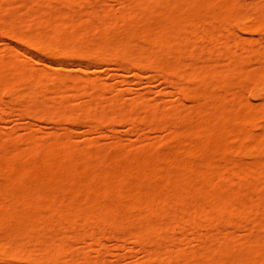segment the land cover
Listing matches in <instances>:
<instances>
[{"label": "bare ground", "instance_id": "6f19581e", "mask_svg": "<svg viewBox=\"0 0 264 264\" xmlns=\"http://www.w3.org/2000/svg\"><path fill=\"white\" fill-rule=\"evenodd\" d=\"M14 1L0 0V10L9 11ZM82 1L31 3L25 19L15 13L4 19L1 10L0 33H10V40L21 44V53L64 64L86 60L93 66L151 69L176 90L178 99H195L200 118L181 112H166L173 116L165 118L156 101L151 104L142 95L127 102L114 85L93 82L87 87L89 78L83 74L35 73L18 58L0 59V97L7 98H0L2 114L10 103L21 102L35 119H65L89 131L95 128L94 120L117 119L135 129L139 118L133 108L141 107L150 125L182 139L178 152L151 157L162 165L145 158L142 163L127 160L103 167L95 161L98 154L76 149L70 133L54 135L58 139L49 142L32 139L35 144L26 151L17 149L16 160L12 150H3L7 161L1 156L0 263L64 264L62 257L70 253V264H94L87 253L111 233L150 245L145 264H187L189 258H194L189 264H264V131L253 135L249 130L255 121H264V100L257 107L243 106L246 90L264 97V49L240 41L235 43L240 53L228 56L225 66L212 59L228 42L218 30L260 34L264 7L248 13L236 1L213 7L215 0H128L114 19L110 10L82 17L64 9ZM52 3L60 7L47 15L44 10ZM197 59L203 60L200 69ZM250 59L258 68H246ZM233 86L238 89L231 90ZM47 91L52 98L45 97ZM67 92L90 99L72 104ZM19 153L34 161L24 162ZM234 154L253 161L238 163L231 158ZM157 177L165 189L152 183ZM229 179L234 187L223 188ZM243 188L247 192L242 193ZM199 225L206 228L201 253L180 249L183 240L174 238L175 229L183 232ZM228 227L250 230L251 237L238 239L239 247ZM71 241L83 245L82 253L73 252Z\"/></svg>", "mask_w": 264, "mask_h": 264}, {"label": "rangeland", "instance_id": "374dc122", "mask_svg": "<svg viewBox=\"0 0 264 264\" xmlns=\"http://www.w3.org/2000/svg\"><path fill=\"white\" fill-rule=\"evenodd\" d=\"M40 1L41 0H16V2L15 1L13 2L14 4L12 8L9 9L7 8L9 11L2 9L1 10L4 12H2L1 10L0 11L4 19H8L9 16H11L10 15L11 13H15L16 15L20 16L22 19H25L27 15L26 13H27L28 5ZM233 1L237 2L238 6L241 7L242 11L244 10L245 12L248 13H251L255 10L264 7V0H215L214 2H212L211 5H213L214 7L224 2H233ZM125 3L127 5L130 4L128 0H84L82 2L75 3L73 5H68L65 8L62 7V9L64 8L66 9V11L68 10L73 14L74 13L81 14L82 17H85L87 13L90 14L93 10L94 11L110 10L112 13L111 19H114L115 17L119 16L120 14L119 12L122 11L121 5L123 6V4ZM56 5L57 4L52 3V5L49 8L44 10V13H46L47 15L54 13L55 9L57 10L58 7H60L59 5L57 6ZM207 6L209 7L210 4ZM7 21L8 20H6V22ZM29 24H31L30 26H32L34 23L33 24L29 23ZM262 31L260 32V34L258 33L254 34L252 32H243L239 29L238 30L232 29L231 31L223 28L219 29L218 32H220L224 38H227L228 42L220 46V51L214 54L212 56V59L215 60V62H218L217 64L219 65V67L225 66L226 65L225 60L228 56L232 55L235 52L240 53V51L237 50L235 47V43L240 41L251 42L256 49L263 50L264 30ZM6 33L7 32H5V34L3 32L0 33V59L2 60L6 61L10 57L18 58L23 62H25L29 66V68L35 73L48 71L54 74L56 73L61 75L83 74L87 78H89V81L86 83V86L89 88L92 87L93 82L100 85H114L115 91H119L123 93L125 95V101L127 102H130L138 95H142L151 104L156 101L160 113L162 111L163 112L165 111V115H164L165 118L167 114L169 115V113L166 114V112H171V113L174 112L173 114H175V112H181L184 115L190 113L193 116V119L197 120L198 118H200L199 114H197V112L195 113L194 111L195 110L194 108L197 106L195 99L193 98L181 99L180 97L178 99L179 95L176 94L175 92L176 90L164 80L165 78L161 74L151 69L144 68L138 71L133 68H130V66H127L126 68H121L120 66L118 67L117 65H113V63L99 64L93 66L87 64L86 60H82L80 63L64 64L61 60L52 61L41 55L33 54L30 52L27 53L19 52L18 49L20 48L22 49V46H20L21 44L16 42L18 44L17 45L16 43L12 42L13 41L12 38H9L11 34L9 33V35L7 36L8 33L7 34ZM6 43L11 44V46L5 47ZM194 62L197 65V67H199L198 69L204 66L202 59H197ZM257 65L259 66V64L255 59H250L246 64V66H248L246 68H248V70L249 68L255 69V67L258 68ZM237 87H235V89H238ZM230 89L231 90L234 89V86L233 88ZM252 92H253L252 89H250L249 91L246 90V92L244 91V99H243L244 107L247 108L257 107L261 104L262 102L261 100H264V97L262 99H259L258 97L256 98L255 93ZM68 96H70L72 104L83 103L90 99V96H73L71 93H68ZM45 97L52 98V93L50 91H47L45 93ZM0 98H2L3 100L7 99L4 96L2 97V95ZM133 111L139 118L136 122L137 126L135 129H130V127L125 122L115 119L110 122L109 121L101 122L99 120H94L93 126L95 128L89 131L86 126H82V125L80 126L78 123L68 122L65 119H56V120L35 119L32 116L27 115L28 113L25 112V105H23L21 102L10 103L9 108L6 109V111H4L5 113L4 114L0 113V137H1L0 142L2 144L1 145L2 148L0 147V161H1V156L3 157L2 155L3 150L6 151L12 150V152L14 150V153L12 152L10 153L13 154L14 156L15 154L17 155L19 151L22 152V150L24 151V149L26 151V148H28V146L30 147L31 144H35L33 141H31L32 139L36 140L42 138L44 142H49L50 138L51 140H53L52 137L54 138V135L62 137L66 133L71 134L72 142L74 146L77 147L76 149L79 152L86 153L85 151H89L90 153L96 154L95 155L96 157L98 154V158H96L95 161L98 165H104L103 167L105 166L109 167V165L112 166L115 163H122L127 160H130L128 161L129 163L130 162L142 163V161L143 162L146 161L144 160L145 158H151V157L154 158L160 154L162 155L167 152L169 153V151L178 152L181 149L180 144L182 143L181 142L182 139H178V137H176L173 131L165 129L164 127H158L157 125L155 126L150 125L147 121L144 120V116L146 113L145 109L141 107H136L133 108ZM173 114L169 116H173ZM249 130L253 135L261 134L264 131V121L263 120L255 121L253 125L249 128ZM6 135H10L11 139H8V136L6 138ZM57 136H55L54 139H56ZM89 142H91V145H87ZM246 143H249V141H247ZM14 145L16 146V149L15 148L12 149ZM116 148L120 149L121 152L116 153L117 152ZM17 149L19 150L18 152ZM5 154L3 158H5ZM22 155L23 154H20V156ZM235 155L236 154H234V156H232L231 158L233 160H236L237 162L239 161L238 163L242 162L244 164H249L250 162L253 161V158L250 156H243L242 154H237L240 156H235ZM9 156L11 157L12 155ZM23 156L25 160L24 162L28 161L29 163L34 161L32 155H31L32 157L30 156L26 157V154H24ZM52 157H53L51 158L52 160H58L57 156H52ZM3 158L2 160L4 161ZM11 158H13L14 160L16 157L14 156ZM160 158L161 157H157V159ZM151 159H148L147 162L150 161L149 163H151ZM5 161H7L6 158ZM156 161L160 163V161L156 160V158L154 161L152 159V162H156ZM65 162L67 163L66 160L62 163ZM128 162L125 164H128ZM2 164L3 163L0 162L1 166H3ZM231 180L229 179L223 182L221 184L222 187L225 189L228 188L230 189V187L233 185ZM151 181L152 183L159 185L160 190H163L161 189L163 185L162 183L163 179L160 180V178L157 177V178H153ZM234 185L236 186L237 184ZM162 188H164V186ZM244 190L245 189L243 188L242 193L244 192ZM245 192L247 191L245 190ZM244 194L245 195L247 194L246 197L248 196V193H244ZM243 195L241 194L242 197ZM192 206L194 208L195 205L192 204ZM192 206L189 207L192 208ZM155 219L156 221L161 220V218L159 217H156ZM249 222L253 224L255 221L254 220L252 221L251 219V221L249 220ZM228 228L227 230L232 232L233 234L232 236H234L236 241H238V239H240L241 241H244V239L247 240V238H249L248 236L251 237L252 234V231L250 230L249 231L251 232V234H249L248 230H239V229L232 230L231 227ZM57 229L61 230L60 228H58V226ZM205 232H206L205 226L199 225L196 227H187L183 232H181L178 229H175V231L173 232V236L175 239L183 240L182 244L180 245L181 247L180 249H184L188 253L193 252L194 254H199L201 253V245L199 242L201 238L205 237ZM255 233L256 232H254L252 237L255 235ZM110 234L108 233L107 236L101 238L100 245L98 247H95L94 251H89L87 253L89 258L94 261V264H145L147 260V256L151 251V247H149L150 245H145V244L138 245L133 239H128L126 237L127 240L126 239L121 240V237L115 236L116 234L114 235L113 234L110 235ZM254 238H256V236H254ZM71 243L73 244L72 245L73 252L82 253L83 245L81 243L72 242V241ZM239 244L241 245L240 241H238V246ZM61 260H63L64 264H70L71 262L70 253L63 256ZM193 261L194 258H189L188 260H186L187 264ZM180 263H182V260ZM6 264H27V263L6 262ZM182 264H184V261Z\"/></svg>", "mask_w": 264, "mask_h": 264}]
</instances>
